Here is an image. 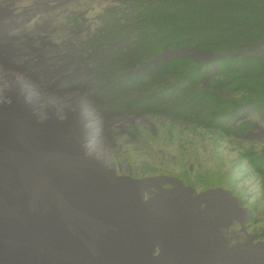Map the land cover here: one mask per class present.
<instances>
[{
	"label": "bare ground",
	"instance_id": "1",
	"mask_svg": "<svg viewBox=\"0 0 264 264\" xmlns=\"http://www.w3.org/2000/svg\"><path fill=\"white\" fill-rule=\"evenodd\" d=\"M7 4L0 5V264H264V246H227L221 228L243 215L234 199L176 187L142 200L160 179L114 174L110 138L86 137L82 125L107 121L81 91L42 89L49 70L36 72L12 46Z\"/></svg>",
	"mask_w": 264,
	"mask_h": 264
},
{
	"label": "rangeland",
	"instance_id": "2",
	"mask_svg": "<svg viewBox=\"0 0 264 264\" xmlns=\"http://www.w3.org/2000/svg\"><path fill=\"white\" fill-rule=\"evenodd\" d=\"M5 2L9 13L2 19L9 41L14 38L12 46L27 55L25 61L35 66L36 72L49 70L42 89L64 94L81 91L107 121L105 127L91 129L97 124L93 119L82 125L89 131L86 137L104 133L110 138L114 151L108 166L115 167L116 176L137 181L160 179L150 187L152 191L141 192L142 200L154 197L159 190L174 192L176 187L198 198L234 199L243 215L232 217L221 228L227 246H264L262 180L243 155L264 146V122L256 114L245 112L235 122V133L228 134L163 115L142 101L129 106L124 96L135 93V82L129 76H141L143 84L149 76L142 75L145 63L127 67L128 58L121 52L128 44L127 37L112 44L105 42L107 34L116 33L117 37L121 32L119 36L124 37L129 24L121 11L109 9L116 5L113 0H0V5ZM100 28L109 29L101 33ZM189 50L174 54L184 56ZM251 51L264 52V41ZM171 55L165 52L155 62ZM209 58L205 52L197 53L199 60ZM117 73L121 76L116 78ZM48 102L44 98L46 105ZM245 123L247 130L241 127ZM100 157L104 159V155ZM157 251L155 247L153 253Z\"/></svg>",
	"mask_w": 264,
	"mask_h": 264
},
{
	"label": "trees",
	"instance_id": "3",
	"mask_svg": "<svg viewBox=\"0 0 264 264\" xmlns=\"http://www.w3.org/2000/svg\"><path fill=\"white\" fill-rule=\"evenodd\" d=\"M113 2L116 5L109 9L121 11L129 24L124 37L121 32L117 37L107 34L105 42L127 37L128 44L121 49L127 67L145 63L142 75L149 76L144 84L141 76H129L135 82V93L124 96L129 106L142 101L163 115L228 134L235 133V122L245 112L264 122V52L251 51L264 41V0ZM185 48L191 49L186 55L174 54ZM165 52L172 55L156 63ZM203 52L209 54L208 60L197 59ZM157 96H162L159 101ZM241 127L249 128L246 123ZM243 155L264 190V146Z\"/></svg>",
	"mask_w": 264,
	"mask_h": 264
},
{
	"label": "water",
	"instance_id": "4",
	"mask_svg": "<svg viewBox=\"0 0 264 264\" xmlns=\"http://www.w3.org/2000/svg\"><path fill=\"white\" fill-rule=\"evenodd\" d=\"M257 43H255L254 45H256ZM178 51H180V50H178ZM242 52H246V50L245 51H242Z\"/></svg>",
	"mask_w": 264,
	"mask_h": 264
}]
</instances>
